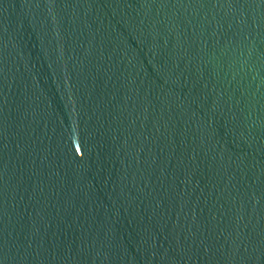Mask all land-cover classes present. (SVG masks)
<instances>
[{"label":"water","instance_id":"obj_1","mask_svg":"<svg viewBox=\"0 0 264 264\" xmlns=\"http://www.w3.org/2000/svg\"><path fill=\"white\" fill-rule=\"evenodd\" d=\"M0 264H264V0H0Z\"/></svg>","mask_w":264,"mask_h":264}]
</instances>
